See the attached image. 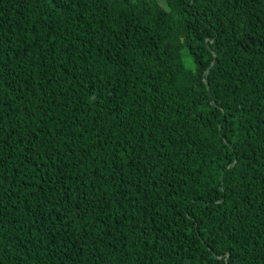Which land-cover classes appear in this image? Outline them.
Here are the masks:
<instances>
[{"label":"trees","instance_id":"16d2710c","mask_svg":"<svg viewBox=\"0 0 264 264\" xmlns=\"http://www.w3.org/2000/svg\"><path fill=\"white\" fill-rule=\"evenodd\" d=\"M0 264H264V0H0Z\"/></svg>","mask_w":264,"mask_h":264}]
</instances>
